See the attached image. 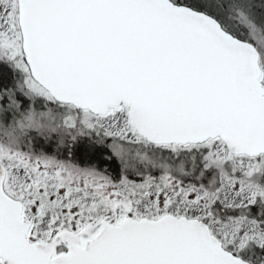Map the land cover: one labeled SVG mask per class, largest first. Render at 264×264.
<instances>
[{"label": "snow or ice", "instance_id": "6c2138e0", "mask_svg": "<svg viewBox=\"0 0 264 264\" xmlns=\"http://www.w3.org/2000/svg\"><path fill=\"white\" fill-rule=\"evenodd\" d=\"M0 264H264V0H0Z\"/></svg>", "mask_w": 264, "mask_h": 264}]
</instances>
